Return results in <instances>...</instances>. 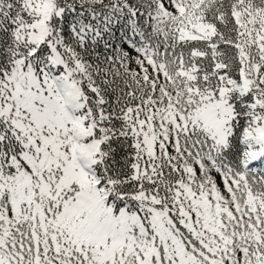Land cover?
Returning a JSON list of instances; mask_svg holds the SVG:
<instances>
[{
  "label": "snow or ice",
  "instance_id": "6c2138e0",
  "mask_svg": "<svg viewBox=\"0 0 264 264\" xmlns=\"http://www.w3.org/2000/svg\"><path fill=\"white\" fill-rule=\"evenodd\" d=\"M0 264H264V0H0Z\"/></svg>",
  "mask_w": 264,
  "mask_h": 264
}]
</instances>
